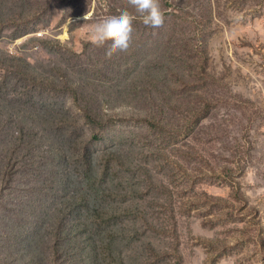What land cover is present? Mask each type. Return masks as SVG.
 Wrapping results in <instances>:
<instances>
[{
    "label": "rangeland",
    "instance_id": "rangeland-1",
    "mask_svg": "<svg viewBox=\"0 0 264 264\" xmlns=\"http://www.w3.org/2000/svg\"><path fill=\"white\" fill-rule=\"evenodd\" d=\"M159 2L152 28L130 0H0V264H264V0ZM120 8L108 54L89 25ZM161 54L187 84L141 78Z\"/></svg>",
    "mask_w": 264,
    "mask_h": 264
},
{
    "label": "clouds",
    "instance_id": "clouds-1",
    "mask_svg": "<svg viewBox=\"0 0 264 264\" xmlns=\"http://www.w3.org/2000/svg\"><path fill=\"white\" fill-rule=\"evenodd\" d=\"M139 14L143 24L158 28L165 22V14L159 0H130ZM135 14L127 8H120L110 13L98 16L90 25L89 31L93 40L102 41L110 37V42L105 48L106 53L125 51L130 45L133 33V20ZM84 20H88V13Z\"/></svg>",
    "mask_w": 264,
    "mask_h": 264
},
{
    "label": "trees",
    "instance_id": "trees-1",
    "mask_svg": "<svg viewBox=\"0 0 264 264\" xmlns=\"http://www.w3.org/2000/svg\"><path fill=\"white\" fill-rule=\"evenodd\" d=\"M163 1H164V4H165L167 7H171V6H172L171 0H163ZM164 14H165V16H167L166 13H164ZM168 41H169V42L172 41V36H171L170 38L168 37V40L166 41V43H168ZM175 44H176L177 46H179V44H180V40H177V41L175 42ZM183 46H184V45H183ZM182 50H183V52H187V51H188V50H185V49H183V48H182ZM203 55H204V57H203V60H204V61H203V63H202V71H203V74L206 75V74H207V72H206V70H205V63H206V61H207V54H206V52H204ZM173 59L175 60V63H176V64H177L178 62L186 63V61L189 59V57H187L184 53H182L181 55L176 56V57H174ZM172 61H173V60H170L169 58H167V56H165V55H163V54L157 56L156 62H154V63H148L147 69L149 68V70L151 71V73H150L147 77H145V76H144L145 74H143L141 78H142V79H145V80H149V81H151V82H153V83H157V84L160 85V83L162 82V79H161L160 76H159V72H160L161 70H160V68H159L158 66H165V68L168 69V73H169V75H172L173 77H176V78H177V81H176V82H181V83L187 84V82H186L185 80H183V79L180 80V79H179V76H178L177 73H173L174 70H173V67L171 66ZM150 62H152V61H150ZM152 68H153V69H152ZM165 78H166V81L164 82V84L167 85V87H169V88H174V86L170 84V79H169L168 75H166ZM33 80H34V85H36V83H37L36 80H35L34 78H33ZM135 91L138 92V90H135ZM144 91L146 92L147 89H144ZM133 96L136 98V95H135V94H133ZM206 106L209 107L208 104H207ZM139 108H141V106H139ZM70 114L73 115V113H70ZM85 115H87V114H85ZM87 116H88V115H87ZM89 119H90L91 121H90L88 124L91 125V126H96L95 122H94L91 118H89ZM146 122L150 123L151 125H155V126H156L157 128H159V129H163V130H164V128H165V126H161V125H160V124H161V120L158 121L157 123H153L152 121H149V120L146 121ZM180 133H182V130H177V131L175 132L176 135H178V134H180ZM78 140H79V139H78ZM54 157H56V156H54ZM229 170H230L231 172H234V170L231 169V168H230ZM230 177H231V176H230ZM223 178H224L226 181H230V182L232 183V186H234L235 188H238L237 181H233V180H235V179L227 180L226 177H223ZM234 183H235V184H234ZM97 214H98V216L102 217V213H101L100 211H97ZM131 214L133 215V217H134L135 219H137V220H140V219H141L142 222H143V225L145 226L143 216L146 214V212L143 213V210H142V209H136V210L132 211ZM143 214H144V215H143ZM145 227H146V226H145ZM148 242H149V241H148ZM148 242H145V246H147V243H148ZM146 249H147V248H146ZM151 249H152V251H153V253H154V258L159 257V256H162V255H166V254H162V253L157 252L156 249L154 248V246H152ZM178 264H180V259L178 260Z\"/></svg>",
    "mask_w": 264,
    "mask_h": 264
}]
</instances>
